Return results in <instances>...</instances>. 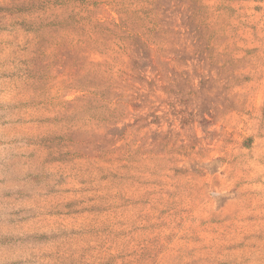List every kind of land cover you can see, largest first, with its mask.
<instances>
[{
  "label": "rangeland",
  "instance_id": "1",
  "mask_svg": "<svg viewBox=\"0 0 264 264\" xmlns=\"http://www.w3.org/2000/svg\"><path fill=\"white\" fill-rule=\"evenodd\" d=\"M0 264H264V0H0Z\"/></svg>",
  "mask_w": 264,
  "mask_h": 264
}]
</instances>
